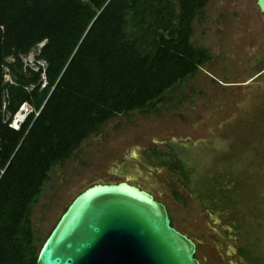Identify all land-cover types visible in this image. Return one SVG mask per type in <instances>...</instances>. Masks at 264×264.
<instances>
[{
	"label": "trees",
	"instance_id": "1",
	"mask_svg": "<svg viewBox=\"0 0 264 264\" xmlns=\"http://www.w3.org/2000/svg\"><path fill=\"white\" fill-rule=\"evenodd\" d=\"M207 1L0 0V264H35L52 227L38 237L32 209L55 166L110 118L157 110L210 60L207 49L190 42ZM32 50L43 67L23 64L21 56ZM26 104L29 114L12 127ZM150 155L159 166L177 168L188 188L203 182L171 155L164 159L154 149ZM210 186L197 194L202 206L230 207L223 184ZM247 225L241 220L233 228ZM237 253L262 262L251 236Z\"/></svg>",
	"mask_w": 264,
	"mask_h": 264
},
{
	"label": "rangeland",
	"instance_id": "2",
	"mask_svg": "<svg viewBox=\"0 0 264 264\" xmlns=\"http://www.w3.org/2000/svg\"><path fill=\"white\" fill-rule=\"evenodd\" d=\"M190 42L211 58L157 110L110 118L52 169L32 209L38 237L83 188L124 180L165 205L172 225L195 243L200 264H254L237 253L250 236L264 264V16L254 0H208L192 22ZM33 54L21 56L23 64L43 67ZM152 149L203 182L188 188L177 168L158 165ZM214 181L231 205L211 212L197 194ZM241 220L248 225L234 229Z\"/></svg>",
	"mask_w": 264,
	"mask_h": 264
},
{
	"label": "water",
	"instance_id": "3",
	"mask_svg": "<svg viewBox=\"0 0 264 264\" xmlns=\"http://www.w3.org/2000/svg\"><path fill=\"white\" fill-rule=\"evenodd\" d=\"M264 16V0H254ZM165 205L124 180L94 183L66 205L35 264H200Z\"/></svg>",
	"mask_w": 264,
	"mask_h": 264
},
{
	"label": "clouds",
	"instance_id": "4",
	"mask_svg": "<svg viewBox=\"0 0 264 264\" xmlns=\"http://www.w3.org/2000/svg\"><path fill=\"white\" fill-rule=\"evenodd\" d=\"M29 111H30V109H29ZM28 114H29V113H28ZM28 114H27V115H28ZM27 115H25V116H24V117H22V118H21L19 121H17V122H18V124H19V123H21V122H22V121L25 119V117H26ZM13 117H14V116H13ZM18 124H17V125H18ZM17 125H16V126H17Z\"/></svg>",
	"mask_w": 264,
	"mask_h": 264
},
{
	"label": "bare ground",
	"instance_id": "5",
	"mask_svg": "<svg viewBox=\"0 0 264 264\" xmlns=\"http://www.w3.org/2000/svg\"><path fill=\"white\" fill-rule=\"evenodd\" d=\"M29 112H30V111L25 112V113H26L25 115H27Z\"/></svg>",
	"mask_w": 264,
	"mask_h": 264
},
{
	"label": "flooded vegetation",
	"instance_id": "6",
	"mask_svg": "<svg viewBox=\"0 0 264 264\" xmlns=\"http://www.w3.org/2000/svg\"><path fill=\"white\" fill-rule=\"evenodd\" d=\"M140 188V187H139ZM146 191H148V190H146ZM149 192V191H148ZM150 193V192H149ZM151 194V193H150ZM152 195V194H151ZM153 196V195H152ZM154 197V196H153ZM155 199V198H154Z\"/></svg>",
	"mask_w": 264,
	"mask_h": 264
}]
</instances>
